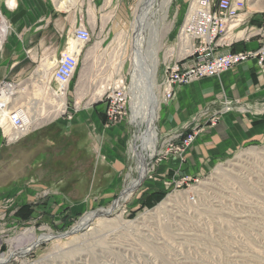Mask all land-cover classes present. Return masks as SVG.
Listing matches in <instances>:
<instances>
[{"label": "rangeland", "instance_id": "obj_1", "mask_svg": "<svg viewBox=\"0 0 264 264\" xmlns=\"http://www.w3.org/2000/svg\"><path fill=\"white\" fill-rule=\"evenodd\" d=\"M35 1L13 0L9 5L8 0H0V86L10 85L13 90L7 96L0 91L1 98L9 111H21L29 128L40 130L58 121L77 122L81 113L91 112L103 103L108 86L122 81L129 93L121 121L129 130L126 144L131 164L126 181L109 201L83 213L67 214L63 208L49 213L54 201L23 199L33 183L27 163L32 164L41 152H50L58 177L72 173V168H90L93 156L79 146L87 145L82 129L79 125L70 127L66 138L57 139L50 147H30L19 140L7 142V136L15 129L8 122L0 124V255L10 256L25 245L31 230L36 236L48 231L57 235L69 232L42 241L24 256L10 257L2 264H264V141L243 142L238 150L217 159L204 173H184L180 166L168 168L162 172V179L144 184L146 179L160 174L162 161L174 156L179 163H185L198 132L216 126L226 112H248L240 100L224 99L215 108L206 106L200 110L199 115L204 118L194 129H160L161 109L175 99L178 86L184 85L174 86L168 97L163 81L167 66L183 56L178 31L193 0H163L162 5L155 2L140 31L136 18L146 0H69L62 6H58L59 0H37L39 8L34 7ZM216 2L211 0L214 9ZM243 12V24L233 28L238 37L236 43L247 40V26H263L252 25L251 17L264 18V0H244ZM45 16H51V21L46 22ZM82 23L91 28L92 38L84 46L79 43L83 50L61 111L51 90L57 87L53 80L56 65L49 61L57 60L68 41L75 40L74 28ZM226 35L228 41L229 31ZM155 38L157 150L148 158L141 139H135L145 125L132 121L131 111L136 100L135 109L141 110L139 73ZM192 45L193 41L188 40L184 47L188 50ZM225 47L228 46H219L216 52ZM186 59L180 63L188 62ZM258 69L264 72L263 66ZM134 89L138 90L136 98ZM188 137H192L190 141ZM134 144L139 154L146 157L147 167L133 193L113 212L94 217L86 228L74 231L87 213L110 208L130 181L139 178L138 159L131 151ZM43 177L52 179L49 172Z\"/></svg>", "mask_w": 264, "mask_h": 264}, {"label": "crops", "instance_id": "obj_2", "mask_svg": "<svg viewBox=\"0 0 264 264\" xmlns=\"http://www.w3.org/2000/svg\"><path fill=\"white\" fill-rule=\"evenodd\" d=\"M10 1L13 3V0H8L7 3ZM34 4L36 8L41 6L37 0ZM45 17L46 22L52 19L51 16ZM251 22L252 25H264V18L252 15ZM234 42L223 48V51L256 49L259 45L255 37ZM68 43L66 50L70 44L81 48L75 40L70 39ZM259 65L258 58H250L217 75L178 86L175 99L161 109L160 129L164 132L200 126L204 117L199 115V111L206 106L215 108L224 99L240 100L248 108V112H226L216 126L198 132L185 163H179V159L174 156L162 161L160 174L146 179L144 184H148L149 180H158L159 177L162 179L165 175L162 172H167L168 168L180 166L184 173H204L217 159L228 157L229 153L238 150L243 142L264 141V72L258 69ZM76 120L77 122L73 120L65 123L58 121L40 130L30 128L31 132L29 130V133L18 139L26 146L41 144L50 147L51 144H56L57 139L66 138V130L75 125L80 126L87 139V145L79 146L93 156L88 169L72 168V173L68 171L65 176L58 177V172L53 170L56 166L53 165L50 152H41L32 164L27 163L33 183L25 190L28 195L23 196V199L46 198L45 200H51L50 203L54 201L56 204H50L49 213L55 214L61 208L67 214L83 213L99 203H105L119 192L128 176L131 164L126 144L129 130L124 127V121L110 124L104 114V103L96 105L91 112L84 111ZM46 172L52 176L49 181L43 177ZM42 187L46 190H41Z\"/></svg>", "mask_w": 264, "mask_h": 264}, {"label": "built area", "instance_id": "obj_3", "mask_svg": "<svg viewBox=\"0 0 264 264\" xmlns=\"http://www.w3.org/2000/svg\"><path fill=\"white\" fill-rule=\"evenodd\" d=\"M216 4V9H214L215 6L214 4L212 6L211 0H193L187 7L184 21L178 31V42L180 50L188 40L193 41V45L188 49L186 55L166 68L163 84L168 97L176 85L217 75L250 58H258L259 64L264 69V25L260 28L247 26L244 31L247 40L253 37L258 39L259 45L256 49L216 52L219 46H230L234 41H238L237 33L233 32L235 30L233 28L242 25L245 19L244 0H217ZM253 28L256 30L253 31ZM228 31L229 40L227 41ZM73 37L84 46L91 41L92 30L82 23L74 28ZM83 46L79 51H75V48L72 52L67 50L61 52L56 60L53 80L57 84L55 89L63 95L66 94L68 84L77 70ZM188 57H192V59L187 60ZM183 59L188 62L180 63ZM2 86L4 84L0 88ZM128 94V88L122 81H118L104 90L101 100L104 103V114L108 121H119L125 116ZM225 105L228 108L229 101ZM24 118L21 111L12 110L9 113L8 121L15 132L19 133V136L14 139L7 136V142L17 141L20 136L27 134L30 128ZM191 138L188 137L187 140L190 141Z\"/></svg>", "mask_w": 264, "mask_h": 264}, {"label": "bare ground", "instance_id": "obj_4", "mask_svg": "<svg viewBox=\"0 0 264 264\" xmlns=\"http://www.w3.org/2000/svg\"><path fill=\"white\" fill-rule=\"evenodd\" d=\"M68 1L69 0H59L58 6H62L63 4H66ZM146 2H147V4L145 5V7H143L140 10L141 12H140L139 18L138 17L136 18V21H137V27L136 28L137 29L141 28L143 26L144 22L150 16L151 8H152L153 4L156 2V3H158V4L160 3L162 5L163 0H161V1H158V0H148L147 1L146 0ZM165 2H169V0H166ZM11 4H12V1L9 2V5H11ZM0 21H1V19H0ZM139 31H140V29H139ZM154 40H155L154 42L152 41L151 48L148 49V51H147V58H144L142 60V63L144 64V69L142 71H140V73H139L140 78H141V80H140L141 85L140 84H138V85L140 86V88H142V95H141L142 100L140 99V101L142 103L140 106L141 110L138 111L135 109L137 104H138V102H136L137 100L134 101V104L131 103L133 105V108L131 111L132 112L131 113L132 121H134L137 125H140V124L145 125L143 133L138 137L136 136L137 138H135V139L136 140L141 139L142 144H143V149L147 152L148 158H151L154 155L155 151L157 150L156 149L157 131L155 129V121L157 119L158 101H157V95L155 92L156 83H155V79H154L155 77L154 76H155V71H156V67H157L156 42L158 40H157V38H155ZM0 43H1V40H0ZM75 48H76V51H79L80 47L76 46L75 44H73V45L70 44L67 51L72 52L73 50H75ZM181 51L183 52L182 55H185V54H187L188 50H186V48L183 47V49H181ZM89 52H90V50H89ZM49 62H50V64L55 63V65H56L55 59H52ZM44 68L46 69L47 67H44ZM138 85L134 84V86L133 85L132 86L134 88H137ZM51 90H53V92H54L53 94H54L56 100L60 104L61 111H63L65 108L64 95L59 93L56 89H51ZM0 91H1V94H3L4 96L13 94V90L11 89L10 85L2 86L0 88ZM137 92H138V90L136 91V89H134V94H133L134 98H136V96H138ZM1 96H0V109H2V112L0 114V124L4 125L5 123L8 122L9 126H11L10 122L8 121V116L12 110L9 111L10 109L8 108V106H6V102L3 101V98H1ZM16 136H19V133H17V131L14 132L13 134H11V136H9V137L11 139H14ZM21 137L22 136H20L19 139ZM131 151L133 152L134 155H136V157L138 159L137 171L140 175L139 178L138 179H132L130 181L129 186L124 190V192L120 195V197L113 203V205L110 208H108V209L99 208L96 211L87 213L86 216L84 218H82L80 220V222L77 223V225L74 228V231L81 230L82 228H86L90 224V222L92 221V219L94 217L99 218V217L107 214V212H113L114 210L119 208L122 205V203L125 200H127L130 197V195L133 193L134 189L139 184L141 178H143V176L145 175L146 167H147V161H146L145 156H142L141 154H139V152L137 150V144L132 145ZM57 236H60V234L57 235V234H54L53 232H50V231H48L47 233H43L39 236H36V235H34L33 230H31V231H29V236H28L29 238H28L25 245H23L22 247H20L18 249L13 250L11 252L10 256H7L6 254L0 255V264L5 263L10 257H14V258L15 257H22L32 247L36 246L38 243H40L42 241H46L50 238L57 237Z\"/></svg>", "mask_w": 264, "mask_h": 264}, {"label": "water", "instance_id": "obj_5", "mask_svg": "<svg viewBox=\"0 0 264 264\" xmlns=\"http://www.w3.org/2000/svg\"><path fill=\"white\" fill-rule=\"evenodd\" d=\"M67 233H69V232H65L64 234H61L60 236H66Z\"/></svg>", "mask_w": 264, "mask_h": 264}]
</instances>
